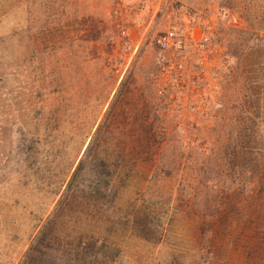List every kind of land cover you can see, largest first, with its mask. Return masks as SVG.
Segmentation results:
<instances>
[{
	"label": "rangeland",
	"instance_id": "374dc122",
	"mask_svg": "<svg viewBox=\"0 0 264 264\" xmlns=\"http://www.w3.org/2000/svg\"><path fill=\"white\" fill-rule=\"evenodd\" d=\"M105 65L100 123L128 82L70 192L97 131L74 145L92 118L75 94ZM155 78L174 100L154 103ZM251 135L264 0H0V264H264V152L233 139Z\"/></svg>",
	"mask_w": 264,
	"mask_h": 264
},
{
	"label": "trees",
	"instance_id": "16d2710c",
	"mask_svg": "<svg viewBox=\"0 0 264 264\" xmlns=\"http://www.w3.org/2000/svg\"><path fill=\"white\" fill-rule=\"evenodd\" d=\"M157 44H158V40H157ZM99 62H102L104 64V60L99 59ZM109 63H111L110 59L107 64ZM170 64H172L171 66L173 65L176 67L181 66V68H183V65H182L183 63L181 62V59H176L175 62H172L171 60H169L165 62L164 65L168 66ZM110 67H111L110 65H107V66L105 65L99 68H93L91 71H89L87 73L89 83L87 84H89L90 86L87 85V91L83 93V88H81L80 90H77L75 94L76 100H78V102L82 98H85L87 100L84 106H85L87 114L92 118L90 121H87L89 123L88 125H86V122H84L83 124L77 125V131L80 134L76 135L77 137H76V141L74 145L78 147V150H83L87 146L93 133L96 130L97 131L95 132L94 139L90 142L88 146L87 155L85 159L82 161L79 167V170L76 172V174L74 175L72 179L71 184L69 185L70 192L72 191L74 183L76 182L79 176V172L83 170L85 164L89 162L90 157L92 156V154L95 153L99 144H101V138L105 134V130L110 128V122L114 120L113 116L117 113L118 107L120 105V102L123 96L124 87L127 85V82H128V79L126 80V82L125 81L123 82L121 88L119 89V92L117 93L115 99L113 100L111 104V107L109 108L107 114L105 115L102 122L100 123L103 112L108 106V104L110 103V100L116 90V85H117L116 78H119V75L121 74L119 68H110ZM158 67L160 69L163 68L162 66H158ZM136 71L137 70L135 66L132 69V71H130V75L134 79L136 76L135 75ZM155 79L156 80L154 82V86L152 87V93H153L152 98L154 99V103L157 104L160 100L162 101L165 99L170 100V101L174 100L172 97L170 88L163 87L161 85L160 78H155ZM156 106L158 107V105ZM154 137H155V142L158 144H162V143L164 144L165 141H167L165 140L164 142H162L163 138L157 137V136H154ZM233 139L235 140V144H236L235 148L237 151L236 155H238V158H240L242 154L248 155L250 152L249 155L253 157L251 161L254 162L259 157V155L262 154V152H264V142H263V145L261 144L263 147L262 146L259 147V144L256 141V137L253 135L250 136L249 142L248 140L245 142V140L247 139L246 137L243 138V137L236 136L235 138L233 137ZM160 140L162 143L157 142ZM42 141L44 142V140H41V138L39 137L38 143L41 144ZM95 162H99V160L96 158L95 160H93V163ZM109 162L110 160L108 161L105 160V162H103L105 164L104 184H105V189L108 192L111 191L113 178H114Z\"/></svg>",
	"mask_w": 264,
	"mask_h": 264
},
{
	"label": "built area",
	"instance_id": "2783aa9c",
	"mask_svg": "<svg viewBox=\"0 0 264 264\" xmlns=\"http://www.w3.org/2000/svg\"><path fill=\"white\" fill-rule=\"evenodd\" d=\"M162 45H163L165 48H167V47H168V43H166V42H165V43H162ZM179 47H180V48H182L183 46H182V45H180ZM177 49L179 50V48H177Z\"/></svg>",
	"mask_w": 264,
	"mask_h": 264
}]
</instances>
